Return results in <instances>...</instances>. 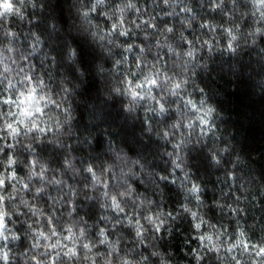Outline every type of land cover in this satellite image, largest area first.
Segmentation results:
<instances>
[{"label":"clouds","instance_id":"1","mask_svg":"<svg viewBox=\"0 0 264 264\" xmlns=\"http://www.w3.org/2000/svg\"><path fill=\"white\" fill-rule=\"evenodd\" d=\"M0 264H264V0H0Z\"/></svg>","mask_w":264,"mask_h":264}]
</instances>
